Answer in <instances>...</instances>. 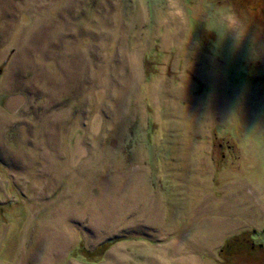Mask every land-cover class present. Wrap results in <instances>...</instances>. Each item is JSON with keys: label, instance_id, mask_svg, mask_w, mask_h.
Instances as JSON below:
<instances>
[{"label": "rangeland", "instance_id": "obj_1", "mask_svg": "<svg viewBox=\"0 0 264 264\" xmlns=\"http://www.w3.org/2000/svg\"><path fill=\"white\" fill-rule=\"evenodd\" d=\"M0 264H264V0H0Z\"/></svg>", "mask_w": 264, "mask_h": 264}, {"label": "water", "instance_id": "obj_2", "mask_svg": "<svg viewBox=\"0 0 264 264\" xmlns=\"http://www.w3.org/2000/svg\"><path fill=\"white\" fill-rule=\"evenodd\" d=\"M23 102L22 96H10L5 100V108L10 112H15Z\"/></svg>", "mask_w": 264, "mask_h": 264}, {"label": "clouds", "instance_id": "obj_3", "mask_svg": "<svg viewBox=\"0 0 264 264\" xmlns=\"http://www.w3.org/2000/svg\"><path fill=\"white\" fill-rule=\"evenodd\" d=\"M247 32H248V30L240 29V28H237L236 30L231 31L230 33H234V45L235 44H239L240 42H242L244 40V38L246 37Z\"/></svg>", "mask_w": 264, "mask_h": 264}]
</instances>
